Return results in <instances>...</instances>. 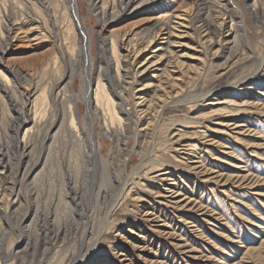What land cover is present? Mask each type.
Returning a JSON list of instances; mask_svg holds the SVG:
<instances>
[{
    "label": "rangeland",
    "instance_id": "rangeland-1",
    "mask_svg": "<svg viewBox=\"0 0 264 264\" xmlns=\"http://www.w3.org/2000/svg\"><path fill=\"white\" fill-rule=\"evenodd\" d=\"M0 54V264H264V0H0ZM175 58L184 101L149 125ZM147 157L172 176L121 191Z\"/></svg>",
    "mask_w": 264,
    "mask_h": 264
},
{
    "label": "bare ground",
    "instance_id": "bare-ground-1",
    "mask_svg": "<svg viewBox=\"0 0 264 264\" xmlns=\"http://www.w3.org/2000/svg\"><path fill=\"white\" fill-rule=\"evenodd\" d=\"M123 1V0H122ZM167 16L168 15H162V16H159V19L160 20H163V22H162V24H161V28L159 29V31H155L154 32V35L151 37L152 39H150V41H148V44H147V46H145V48L143 49V48H141V49H139L137 52H141L142 50H146V49H148V47L150 46V45H152L153 44V42H155V39H158L159 37H160V32H163V26H165V25H167L166 26V29L167 28H169V25H170V20L171 19H169V20H167ZM186 16V15H185ZM185 16H182V15H177L176 17H185ZM185 18H187V17H185ZM184 22V21H183ZM184 23H180V25L182 26ZM222 24V23H221ZM221 24H220V26H221ZM173 28H175V27H173ZM232 29L234 30V26L232 25ZM209 32V31H208ZM172 34L170 33V36H171ZM134 44H132V43H129V47L131 46V47H133V49L134 50H137L138 48L136 47V44H135V42H133ZM112 45H113V58H114V60L116 61V66H117V74H118V78H119V80H121L122 79V75H121V56L119 55V52H118V42L113 38V40H112ZM172 45H174V44H172ZM129 49V48H128ZM163 49V47H158V48H155L152 52L153 53H157V52H159L160 50H162ZM2 51V50H1ZM170 52V51H169ZM1 55V54H0ZM173 56V55H172ZM153 59H150L148 62H146V61H144L143 62V65L145 64V65H147L146 66V68L144 69V71H146V70H150V69H152V68H154L155 66H157V65H159V64H162L163 62H164V60H163V58H164V54H162V55H160L159 57H158V55H152L151 56ZM158 57V58H157ZM154 58H157V59H154ZM169 67H168V69H169V71H167L166 70V72L167 73H169L170 72V75H169V81H166L165 82V85L164 84H162V88L160 87L159 88V90H161L162 91V94H158V97H157V99H158V103H156L157 104V107H154L155 106V103H154V105L153 104H151V103H144V101H145V99H142V100H144V101H141V102H139V105H141V104H143V105H145L146 106V109L145 110H143L142 112H143V114H151L152 116H150V117H152V118H150V120H149V125H152V123H153V121H155V120H157V117L159 116L158 114H157V112L159 113V110L158 109H160V108H162V111H165L166 109H167V107L169 106L170 108H172V107H179L178 105L181 103V102H183L184 100H183V98L182 99H180L183 95H185V86L187 85V79H190L191 80V75H189V74H187L188 75V78L186 77V80L184 79V74L185 73H183L184 72V69L186 68V66H185V62L184 61H182V60H180V59H173V60H170L169 61ZM198 69H200L201 70V68H197V69H195V70H198ZM188 70H193V69H187V71ZM200 70H198L197 72L198 73H196V74H198V75H200V73H199V71ZM191 73H193V72H191ZM0 74H2L1 73V71H0ZM2 76V78H3V80L7 83V84H9V79L5 76V75H1ZM190 76V77H189ZM62 80H60L59 82H61ZM112 81H114V79L112 78ZM189 81V80H188ZM189 83H192V82H189ZM7 84H6V86H7ZM113 84V83H112ZM113 87H114V84H113ZM88 89V88H87ZM115 90L114 91H116L115 92V95H117L118 97H120L119 95V93H117V89L116 88H114ZM66 92H67V90H66ZM28 93V95L30 94V91H28L27 92ZM188 95V94H187ZM66 96V95H65ZM185 97V96H184ZM198 97H200V96H195V97H193L194 99L193 100H196L197 101V98ZM89 99V98H88ZM186 101V100H185ZM89 102H90V104H94L95 105V107H94V109H95V111H97V110H101L102 111V113H103V115H104V117H105V126H106V130L108 131V132H110V133H117V132H119V130H121L122 131V128H121V126H122V122H123V117H121L120 116V114H124L125 115V113H127L126 111H125V109H123L122 107H120L119 109H117L116 108V101H115V99L109 94V92L107 91V87H106V84L105 83H103V81H102V79H99L98 80V84H97V88H96V90H95V94L94 95H92V98H90L89 99ZM192 103V102H191ZM69 108H71V107H69ZM73 108V107H72ZM169 108V109H170ZM92 109H93V106H92ZM151 109L154 111V113L152 114V112H151ZM72 111V109L70 110V112ZM160 112H161V110H160ZM139 115L138 116V120H141V119H143L144 117H146L145 115ZM156 114V115H155ZM163 114V113H162ZM161 116V115H160ZM27 119L25 118V121H26ZM37 120V119H36ZM116 124H118V126H119V128L120 129H117V125ZM135 124H137L136 122H135ZM77 123H76V120H75V115L73 114V112L71 113V122H70V127H72L73 129L75 128H77ZM138 125V124H137ZM137 130V129H136ZM143 130V129H142ZM157 130V126L156 127H154V125H153V129L151 130V131H149V133H148V131L146 132V134L147 135H150L149 137H150V139L153 137L152 135H153V132L154 131H156ZM76 131H78V130H76ZM123 131H124V129H123ZM122 131V132H123ZM124 133V132H123ZM137 133H138V135L141 133V130L139 131V130H137ZM89 142V141H88ZM116 143H118L119 144V138H118V140H117V142ZM120 144H121V142H120ZM149 165H150V167H152L151 169L153 170V169H156L155 171H160L159 172V174H158V176L159 175H167L168 177L169 176H172V175H170V173H171V171L170 170H164L163 168H162V166L164 165V164H160V163H158V162H156V160H154V159H151V158H149V157H147L146 159H144L142 162H141V165H139L138 166V168L136 169V170H134L133 171V175H132V173H131V175L129 176V178L126 180V183H122V185H121V191H123V188H124V186L126 185V184H129L130 182H131V184L132 183H134V184H139L138 182V180H137V178L139 177V176H136V178L134 177V174L135 173H137L138 171H139V169H141L142 167H144V166H146V168L145 169H147L148 167H149ZM151 169H149V170H151ZM164 177V176H163ZM166 179H168V178H163V180H166ZM138 182H137V181ZM171 180V179H170ZM169 188V187H168ZM166 189V188H165ZM120 194V193H119ZM120 204H119V201H118V204L116 205V207H118ZM115 207V206H114ZM121 207V206H120ZM116 210V209H115ZM123 218V217H122ZM125 219V218H124ZM120 221V220H119ZM89 245H91V244H89ZM93 247V246H92ZM91 248V247H90ZM84 256V255H83ZM84 257H87L86 255L84 256Z\"/></svg>",
    "mask_w": 264,
    "mask_h": 264
},
{
    "label": "water",
    "instance_id": "water-1",
    "mask_svg": "<svg viewBox=\"0 0 264 264\" xmlns=\"http://www.w3.org/2000/svg\"><path fill=\"white\" fill-rule=\"evenodd\" d=\"M76 23H77V26L80 27V24L78 22V19L76 18Z\"/></svg>",
    "mask_w": 264,
    "mask_h": 264
}]
</instances>
